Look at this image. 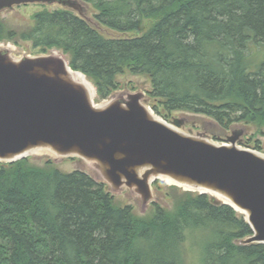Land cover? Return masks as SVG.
<instances>
[{"label": "trees", "instance_id": "obj_1", "mask_svg": "<svg viewBox=\"0 0 264 264\" xmlns=\"http://www.w3.org/2000/svg\"><path fill=\"white\" fill-rule=\"evenodd\" d=\"M85 1L109 29L149 27L107 37L72 11L41 5L28 28L0 19V43L63 52L100 101L128 71L149 79L150 106L164 119L188 111L227 129L264 126V0ZM152 205L138 215L85 170L51 160L0 162V264H191L193 252L201 264H264V244L239 243L253 231L231 206L190 191L173 210Z\"/></svg>", "mask_w": 264, "mask_h": 264}, {"label": "water", "instance_id": "obj_2", "mask_svg": "<svg viewBox=\"0 0 264 264\" xmlns=\"http://www.w3.org/2000/svg\"><path fill=\"white\" fill-rule=\"evenodd\" d=\"M29 3L59 4L100 29L85 0H0V12ZM14 45L0 43V162L77 157L112 194L126 189L144 208L159 201V180L212 195L250 225L253 233L239 243L264 244V153L240 146L244 128L234 123L226 136L215 120L211 130L185 128L184 119L160 117L142 90H119L96 104L94 83L63 52L30 54Z\"/></svg>", "mask_w": 264, "mask_h": 264}, {"label": "rangeland", "instance_id": "obj_3", "mask_svg": "<svg viewBox=\"0 0 264 264\" xmlns=\"http://www.w3.org/2000/svg\"><path fill=\"white\" fill-rule=\"evenodd\" d=\"M44 5L48 8L55 9V8H64L59 4H53V5H46V4H40V3H29V4H23L15 7L12 10H5L0 12V19H2L7 26V28H13L22 30L25 28H28L30 25H32V14L35 11H38L43 8ZM90 13L89 15L95 18V14L97 13L95 8L92 5H88ZM65 9V8H64ZM68 10V9H67ZM73 12V11H72ZM76 13V12H74ZM77 14V13H76ZM78 15V14H77ZM150 21L146 20L141 28L137 29L136 31H133L131 33H121L114 31L112 29H109V27H106L101 24L99 26V32L107 37H132L135 35H142L146 29L149 27ZM13 44L12 42H9ZM15 46V45H14ZM16 50L19 52H27L30 54H38L40 52L37 51V49H34L32 47V43L29 42H23L20 41L19 46L16 45ZM257 51V49H256ZM119 88L114 90L111 94H114V92L119 90H127V91H138L142 90L147 94V97L150 95L148 92L151 90V84L149 79L145 75L140 74H132L128 71L124 72L123 74H119L116 77ZM100 99L97 98L96 102H99ZM151 103H155L153 100L150 99L149 105ZM97 104V103H96ZM161 117V116H160ZM173 118H181L184 119L186 124L185 128H192L194 130H211L213 129L212 124H214L213 119L211 117H208L203 114H196L191 113L188 111H174L170 114L169 120H172ZM234 128H244L245 134L243 136V141L240 143V146L251 148L259 146L260 152L264 153V126L262 128H258V126H255L253 124L245 123V122H239L235 123L233 126ZM232 127V128H233ZM220 131V129H219ZM231 134V128L229 127L228 131L224 133V135ZM224 137V136H222ZM222 140H216V141H223ZM30 160L32 163L37 165H44L47 160H51L52 163L60 170L71 172L76 169L85 170L87 173L90 174L89 170L84 164V161L77 157H65L61 159L54 160L53 158L46 156V155H32L30 156ZM95 178L94 175L90 174ZM106 185V184H105ZM106 190L112 194V192L109 190V186L106 185ZM153 190L155 191L156 196L159 198L158 203L162 205L163 207H166L168 209L173 210L175 207L176 201L179 199L180 196L184 194L183 188L171 186L169 183H166L163 180H159L156 185L153 184ZM113 196L116 197V202L120 203L122 205H132L135 209V212L138 215H148L152 214L154 211V207H152V202L148 204L146 208L142 207V202L140 198H138L135 195L129 194L128 190H123L118 193H114ZM214 200H217L212 195H209ZM240 213V212H238ZM191 264H201V260L199 259V256L194 255V252L191 253L188 257Z\"/></svg>", "mask_w": 264, "mask_h": 264}]
</instances>
